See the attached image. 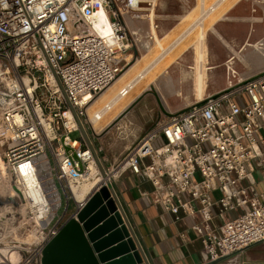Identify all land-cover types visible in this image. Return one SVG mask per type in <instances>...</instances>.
I'll return each mask as SVG.
<instances>
[{"label":"built area","instance_id":"obj_1","mask_svg":"<svg viewBox=\"0 0 264 264\" xmlns=\"http://www.w3.org/2000/svg\"><path fill=\"white\" fill-rule=\"evenodd\" d=\"M227 1L203 9L185 33ZM144 2L0 0V198L8 199L0 203V264H43L67 221L128 171L151 182L153 203L175 221L192 217L207 261L264 242V193L253 180V162L264 157V72L242 79L232 69L227 89L159 121L110 166L100 155L105 175L89 147L78 120L100 154L88 108L130 65L127 53L140 39L124 15L141 19ZM147 4L154 9L157 0ZM102 8L108 32L94 26ZM93 165L103 178L85 194L80 181Z\"/></svg>","mask_w":264,"mask_h":264},{"label":"crops","instance_id":"obj_2","mask_svg":"<svg viewBox=\"0 0 264 264\" xmlns=\"http://www.w3.org/2000/svg\"><path fill=\"white\" fill-rule=\"evenodd\" d=\"M228 4L225 12L206 30L204 39L194 40L179 48L187 36L183 33L169 42L159 61H165L178 49L169 60L171 63L157 74L156 82L148 86L139 96L142 97L140 102L128 113L151 114L152 124L146 131L152 129L161 118L180 113L227 89L232 69L242 79L264 72V47L257 46L260 42L264 43V0H232ZM142 6L145 10L141 19H134L130 14L124 15L129 29L138 31L140 39L136 47L127 53L130 62L155 51L154 37L149 38L152 35V23L147 0ZM197 7L198 0H157L154 26L160 38L174 37L186 17ZM197 61H207L208 65L201 98L196 83ZM149 94H155L156 98L152 99L150 105L143 106L141 101ZM130 123L134 124L132 121ZM121 125L119 122V129ZM262 162L261 166L253 162L254 187L260 194L264 193V157ZM115 178L110 187L112 196L130 220L149 264L213 263L207 261L201 251L202 244L194 232L192 217L177 222L173 215L155 205L151 197L153 185L143 176L128 171ZM217 195V192L212 194L214 199ZM214 264H264V242Z\"/></svg>","mask_w":264,"mask_h":264},{"label":"water","instance_id":"obj_3","mask_svg":"<svg viewBox=\"0 0 264 264\" xmlns=\"http://www.w3.org/2000/svg\"><path fill=\"white\" fill-rule=\"evenodd\" d=\"M141 99L139 97L133 102L106 131L125 119ZM78 124L92 149L83 123L78 120ZM96 159L105 175L100 159ZM7 200L0 198V203ZM78 218L69 219L47 245L43 264H149L128 217L113 198L111 188L101 187ZM223 260L219 259L212 264Z\"/></svg>","mask_w":264,"mask_h":264},{"label":"bare ground","instance_id":"obj_4","mask_svg":"<svg viewBox=\"0 0 264 264\" xmlns=\"http://www.w3.org/2000/svg\"><path fill=\"white\" fill-rule=\"evenodd\" d=\"M202 2L206 3L207 1L202 0ZM230 2H232V0H230ZM230 2L227 1L223 5L216 8L214 12H212L211 14L208 15V17L213 16L212 20H215L218 16H221V14L223 12H225V9L229 5L228 3H230ZM142 10H145V9H142ZM217 10L218 11L220 10V13ZM216 11L220 15H215ZM150 12H151V14H149V18H150L151 23H152L151 32H152V35H153L154 40H155V45H156V47L159 46V49L163 50V52H160L161 54L159 56H157V58H155L156 62H152V63H155V65L153 67L151 66V64H150L151 62L149 61V63L146 65V67L141 72H139L138 75H136L133 79H131L129 82H127L130 79L132 73L136 72V70L139 68L140 61L142 60V58L137 60L134 64L130 65L129 68L125 69V71L108 88H106V90L101 95H99V97L92 99V103L90 104V106L88 108L89 118H90L91 122H93L92 124H93L94 128L99 133L106 131L108 129V127L117 119V117H119L133 103V101L135 99H137V97H139L145 90H147L148 86H150L151 84H154L157 80V74L152 75L151 72L154 69H156L158 72V70H159L158 65L160 64V62H163V61H159V60L162 59V56L166 51V47L164 46L165 38L164 37L160 38V36L157 33L156 27L154 26V21H155L154 17H155L156 13L154 12L153 8H150ZM94 26L98 30L105 31V32L109 31L108 25H107L106 13H105L104 8L100 9L98 11V13L95 15ZM205 32H206V30L204 29V31H202L200 33V36H199L200 40L205 38V34H206ZM189 34H190V32H189ZM185 37H187V36H185ZM169 52H172V51H169ZM203 52H204V50H203ZM167 55L168 54L166 53V56ZM144 57H147V54L146 55L144 54L143 58ZM207 69H208L207 61H197L196 83H197V88L199 91V95H200L199 97L200 98L202 97V93H203V90H204V87L206 84L205 83V76H206ZM227 73H228V71H227ZM128 85H132V89L130 91V94L127 97L120 98L118 96L119 91L123 87H126ZM100 104H103V105L101 107H98ZM107 106L108 107L110 106L109 110L106 108ZM71 125H75L74 120H71ZM47 128H48L49 137H52L53 133H52V129H51L50 125H47ZM1 150H2V148L0 147V153H1ZM102 178L103 177H102L101 173L98 171L97 167L93 165L92 166V174L89 177L85 178L84 180L80 181L79 188L86 194V192L90 191L93 187L99 185V183H101V181H102ZM25 179H26L27 184L30 187L34 185V183H35L34 177L29 175V176H26ZM2 186H4V184L0 183V188L4 189L5 187H2ZM75 188L76 187L74 186V189ZM1 190H0V193L2 192ZM10 212H11V210L9 209L6 213L3 214V217H6L7 214H10Z\"/></svg>","mask_w":264,"mask_h":264},{"label":"rangeland","instance_id":"obj_5","mask_svg":"<svg viewBox=\"0 0 264 264\" xmlns=\"http://www.w3.org/2000/svg\"><path fill=\"white\" fill-rule=\"evenodd\" d=\"M121 1V0H120ZM206 3H203L202 0H198V7L194 9L190 15L186 17L182 25L178 28V31L176 35L170 39L168 37H165V44L164 46L167 47L168 44H170V41H173L175 38L179 37V35H182L185 33L194 23H196L197 19L201 15V12L203 9H207L215 0H206ZM218 11V10H217ZM215 12V15H220V10L218 12ZM224 13V12H223ZM211 14V13H210ZM213 16H209L206 18L204 21V26L203 28L201 26L196 27L192 31H190V34H187V37L183 40V42L179 45V48L184 47L187 43H190L194 40H198L200 33L202 31L207 30L211 27L212 23L214 20H212ZM207 23V24H206ZM205 27V28H204ZM167 43V44H166ZM155 48L153 52L150 54H147V57L142 58V61H140L139 68L136 70V72L132 73L130 79L127 81L129 82L131 79H133L136 75H138L139 72H141L146 65L151 62V66L153 67L156 62L155 58L159 56L163 52V50L159 49V46L155 47L156 45H153ZM178 49H176L172 54H170L165 61L160 62L158 65L159 70L157 72L156 69L152 70L151 74H159L164 67L169 65L171 61H169L172 57L177 52ZM159 53V54H158ZM153 56V57H152ZM146 60V61H143ZM148 60V61H147ZM152 60V61H151ZM136 61H132L130 65L134 64ZM129 65V66H130ZM128 66V68H129ZM161 70V71H160ZM126 82V83H127ZM153 98H156L155 94H149L147 95L142 101L141 104L143 106H148L151 104V101ZM104 104V103H103ZM103 104H100L98 107H101ZM163 116V115H161ZM168 117L161 118L162 119H167ZM133 122L134 124L130 123ZM126 122V124H125ZM122 125L121 128L119 129L118 125L110 129L109 131H104L102 133H99V137L96 139V144L101 146L103 148L102 152L99 154L97 151L96 145L93 143L89 131L85 128L86 134L89 138V141L91 143V147L93 149V152L95 153V156L100 159V155L107 159L106 162V167L110 166L115 162L116 159H119L121 156L124 155L126 152V149L134 142L137 140L138 137L142 136L146 130L149 128V126L152 124V116L151 114H141L140 112H133L131 114H128L125 119L121 121ZM84 126V125H83ZM73 139H79L80 138V132H75L71 135ZM51 156V155H50ZM101 160V159H100ZM101 163V161H100ZM198 179L200 178L199 175H197ZM73 207V204L71 203L70 208ZM130 222V220L128 219Z\"/></svg>","mask_w":264,"mask_h":264}]
</instances>
